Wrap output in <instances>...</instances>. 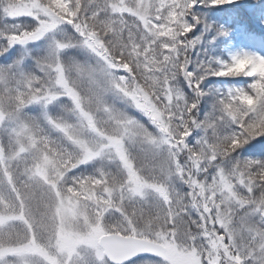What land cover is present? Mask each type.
Instances as JSON below:
<instances>
[{
	"label": "trees",
	"instance_id": "16d2710c",
	"mask_svg": "<svg viewBox=\"0 0 264 264\" xmlns=\"http://www.w3.org/2000/svg\"><path fill=\"white\" fill-rule=\"evenodd\" d=\"M34 1L68 21L71 37L79 34L94 42L101 57L118 64V76L125 78L130 89L142 91L152 105V109L146 106L144 115L131 102L106 99L142 126L143 133L135 143L143 148L127 151L139 193L130 191L133 185L128 183L125 166L121 171L122 163L117 159L111 162L108 153L95 158V165L83 163L70 171L73 179L67 187L75 194L89 188L103 204L108 203L97 217L116 234L159 242L161 233L172 243L201 249L207 229L217 225L219 214L226 217L233 233L226 238L228 244L255 247L264 242V222L257 213L264 207V84L255 73L245 75L246 90L242 86L238 92L240 102H224L218 85L222 80L228 85L234 79L218 74L217 62L225 56L223 41L212 29L232 8H240L242 21L248 19L245 14L256 20L250 6L242 1L218 5L217 0H0V65L8 79L6 97L17 101L36 93L38 82L34 81L40 80V75L30 67L27 53L10 50V38L29 33L34 26L29 18L25 23L6 14L15 17L13 4L26 6ZM83 51L88 54L87 49ZM87 58L94 61L91 55L78 64L90 65ZM72 61L64 64L70 87L92 100L86 78L78 81V68L69 67ZM93 67L88 66L89 71L96 73ZM18 76L30 78V86ZM249 86L253 88L249 90ZM20 112L22 120L33 123L36 132L45 135L40 131L46 126L42 114L27 108ZM38 121L42 125L35 123ZM61 140L66 146L60 145V153L49 150L56 160L60 158L59 166H64V159L68 160L65 151L71 149ZM219 171L232 190L231 198L218 191ZM240 226L245 229L242 240L235 233Z\"/></svg>",
	"mask_w": 264,
	"mask_h": 264
},
{
	"label": "rangeland",
	"instance_id": "374dc122",
	"mask_svg": "<svg viewBox=\"0 0 264 264\" xmlns=\"http://www.w3.org/2000/svg\"><path fill=\"white\" fill-rule=\"evenodd\" d=\"M234 1L250 6L248 10L255 13L256 20L245 14L248 19L242 21L244 15L240 8H232L212 25L214 36H220L223 41L225 56L224 60L217 62L218 74L222 78L234 79L228 85L224 80L218 85V90L225 95L224 102H240L238 92L242 86L245 89L242 81L245 75L255 73L264 84V0L215 2L228 6ZM12 6L16 16L7 13L6 17H19L15 20L25 23L29 18L34 28L29 33L10 38V50L19 52V55L27 53L31 59L30 67H35L40 80L34 81L38 82L36 93L20 98L22 101L12 96L7 98L8 79L0 65V151L4 154L0 161V264H108L98 241L101 236L114 232L103 218L97 217L108 203L103 204L98 194L89 188L83 192L81 188L80 193L75 194L67 187L73 179L68 173L83 163L95 165V158L108 153L111 162L117 159L122 163L121 171L125 166L128 183L133 185L130 191L139 193L138 179L132 174V160L127 151L135 148L140 152L139 149L143 148L135 143L143 133L142 126L115 110L114 104H107L106 99L119 98L118 101L124 104L131 102L134 109L144 115L146 106L152 109V105L142 91L130 89L125 78L118 76V64L101 57L94 42L79 34L71 37L66 28L68 21L37 1L26 6ZM83 49H87L88 54ZM87 55L93 56L94 61L91 57L85 61L94 66L92 70L96 73L89 71V64H78ZM68 60H73L69 67L78 68V81L82 76L86 78L84 83L93 101L70 87L64 65ZM18 63L16 61V67ZM18 78L30 86V78ZM252 88L249 86V90ZM25 108L44 116L46 126H41L40 131L45 135L38 134L33 123L21 119L20 111L24 112ZM152 112L159 119L157 112ZM35 123L42 125L41 121ZM61 138L71 149L65 151L68 160L64 159V166H59L60 158L56 160L49 150L58 152L61 146H66ZM70 152L75 155H69ZM72 160L75 163L68 165ZM219 174L218 191L230 197L232 190L223 172L219 171ZM257 213L259 215L260 209ZM216 222V226L208 227L201 249L198 245L193 248L182 246L179 241L172 243L158 233L162 238L158 243L167 249L165 258L143 259L132 264H264V242L255 247L239 242L237 245L228 244L226 238L233 233L226 217L218 214ZM243 227H238L235 232L241 240L245 231Z\"/></svg>",
	"mask_w": 264,
	"mask_h": 264
},
{
	"label": "water",
	"instance_id": "95a60500",
	"mask_svg": "<svg viewBox=\"0 0 264 264\" xmlns=\"http://www.w3.org/2000/svg\"><path fill=\"white\" fill-rule=\"evenodd\" d=\"M3 156L0 151V161ZM260 217L264 220V207L260 210ZM98 246L109 264H130L142 258L163 259L167 252L156 242L117 234L101 236Z\"/></svg>",
	"mask_w": 264,
	"mask_h": 264
}]
</instances>
